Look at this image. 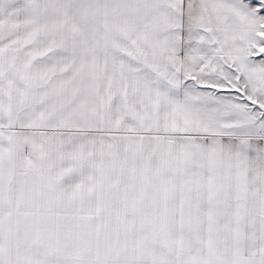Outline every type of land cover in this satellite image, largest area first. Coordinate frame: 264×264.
<instances>
[{
    "label": "snow or ice",
    "instance_id": "6c2138e0",
    "mask_svg": "<svg viewBox=\"0 0 264 264\" xmlns=\"http://www.w3.org/2000/svg\"><path fill=\"white\" fill-rule=\"evenodd\" d=\"M0 264H264V0H0Z\"/></svg>",
    "mask_w": 264,
    "mask_h": 264
}]
</instances>
